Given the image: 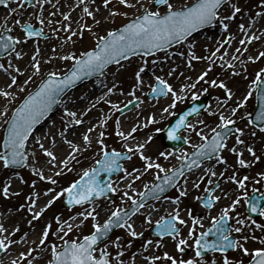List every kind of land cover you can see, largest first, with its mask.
Segmentation results:
<instances>
[{
  "label": "snow or ice",
  "instance_id": "obj_1",
  "mask_svg": "<svg viewBox=\"0 0 264 264\" xmlns=\"http://www.w3.org/2000/svg\"><path fill=\"white\" fill-rule=\"evenodd\" d=\"M12 3H15L16 6L11 7ZM47 3H50V0H0V6L9 9V16L5 17L4 23L0 25V60H3L0 62V71L10 77V82L6 84V87L0 88V96L5 98L14 96L15 93L7 89L19 85L18 75L23 74L28 68H31L32 74L27 76L23 85H20V91H24V86L43 71V61L40 58L41 49L38 46L24 69L15 65L14 61L22 59L26 55L21 47L24 43L32 38H47L43 27L46 20L43 13ZM100 3L105 10H108V15L103 18L105 20L117 15H128L127 12L113 7L112 0H100ZM119 4L125 8H139V13L122 26L110 28L105 35H98V42L90 49L79 53L69 51L66 55L57 53L53 58L72 61L68 69L64 72L48 71L45 73L40 83L22 99L18 106L12 109L10 115H7L6 126L2 134L3 150L0 151V164L4 169L13 166L30 167L40 180L49 181L52 185L58 183L55 177L74 170L77 156L92 147L93 133H98L99 137L95 139V143L99 145V158L94 159L90 167L83 169L77 179L56 191L51 199L42 206L39 205L38 196L36 198L29 197L30 203L27 210L32 213V217L28 221L29 224L41 219L44 212L58 198L66 197L69 206H80L83 209L75 215L69 216L68 219H64L60 215L54 217L57 225L55 235L61 243L50 242L49 238L53 235V223L46 222L39 234L37 247L20 250L18 259L12 260L11 264H21V262L36 264L32 255L37 250L41 255L50 253L44 264H117V262L124 264V260L121 258L124 254L121 247L122 238L116 236L113 239L111 233L114 228H124L130 237H144L143 230L137 231L136 218L138 216L143 217L144 224L154 225L157 237L154 239L145 238L141 244V251L148 252V249L153 245L159 249L163 246L164 238L167 237L174 242L176 252L179 254L174 255L168 251H164L162 256L149 254L145 256V264H156L161 259L170 262V264H264V235L258 236L255 232L258 229L260 233L264 234V222L247 214L255 213L257 217L264 218V192L254 187L250 194L246 188L251 177L237 175V166L250 168L262 159L257 154L254 144L245 139V133L247 132L248 137L252 140L257 137V132L264 133V67H260L254 73V78L251 79L246 92L240 98L235 97V93L224 80L212 79L208 81L207 71L201 72L195 78L194 83L191 82V78H188L189 82L181 84L179 88H176L168 79L176 73V67H172L163 75L155 74L156 65L162 64L163 61H170L171 56L176 55V53L169 52L173 45L182 47L187 45L186 52L178 53L181 57H188L187 67L193 68L194 60L207 59L209 61L208 70H211L215 61L219 60L223 70L231 72L233 76H239L247 71L246 62L255 63L264 59V51H259L256 55H247L246 61L242 60L239 55L242 49L244 53H247L249 50L247 46L253 41L264 39V27L261 28L262 35H248L247 29L253 25L239 23L238 28L244 34V38L238 41L241 47L236 48L234 53L224 51L221 54V50L235 39L228 30L230 22L236 20L238 14H243V10L238 6L239 0H192L190 4L182 7H177L173 0H151V3L147 5L140 3L139 0H119ZM96 5L97 0H78L75 6H69L68 12L62 11L60 15L64 21H69L73 7H79L83 16L92 18L94 24L98 26L101 21L96 19L95 14L100 11V8ZM29 12L32 13L35 21H38L40 27H34L32 22L24 19ZM56 14L55 11L49 12L48 17H55ZM9 17H11V27L8 26ZM248 18L254 21L264 20V0H257L255 12L250 13ZM47 22L48 25L53 22L59 24V28L50 30L56 36H59L61 31L66 33L62 37L65 42H71L72 38L77 35L82 37L84 29L93 30V25L83 23L76 31H73L71 23L53 19H48ZM217 25L228 32V35L217 43V47L211 50L207 57L197 55L194 51L195 43L191 37L199 29ZM14 30H19L23 35H13ZM55 51L53 48V52ZM161 52L165 53L162 57L158 55ZM140 54L143 57H156L151 61L154 67L150 71V75L154 82L149 85V98L171 97V103L161 109V119L164 118L163 114L172 115L170 109H174L177 103L182 102L189 93L194 101L197 100L199 93L192 89H195L200 82L210 84L212 87L218 86L224 90L223 97H215L214 108L211 104H193L186 111L181 112L174 123L163 129L167 132L169 141H182V144L191 146V152L187 149L177 148L179 155H176L173 151L162 150L158 152L155 160L152 156L145 154L144 149L148 143L153 141L154 136L149 134L143 141H139L135 134L141 127L147 128L149 125L157 123L155 115L147 116L142 125L136 124L129 130H124L121 119L116 118L115 134L124 142V150H117L115 147L109 149L103 139L109 135L106 127L110 119L109 116L104 115L103 111L101 112L103 118L97 119L95 123H90V126L86 127L81 134L82 144L68 137L67 133L74 126L84 125L83 117L101 101L110 105L108 109L110 113L120 111L117 102L110 99L111 94L117 90L116 83L114 82L111 87H108L105 81L99 78H107L109 66L116 65L118 68H123L122 62H127L129 58ZM229 56L231 59H226ZM237 61L240 65L239 71H237ZM47 62L51 63V60ZM148 70V61L142 60L141 66L135 72L132 96L137 106L144 103V100L136 95V90H143V74ZM159 71L164 72V69L161 67ZM181 75L183 74L181 73ZM89 77H96L94 83L101 86V94L96 98V104L81 110L64 106L62 109L64 115V120L61 122L62 130L53 133L50 128L48 133L35 136L34 129L52 112L53 106L63 104V98L68 91L78 81ZM113 79L115 80L114 74ZM202 91L207 92L208 87L203 88ZM253 96L259 101V109L255 112L254 118H251L250 113L245 112L244 116L248 119L245 126L240 127L237 120L240 119L241 123L244 121L243 118L238 117V112L244 109L245 104ZM132 103L133 100H128L123 107L127 108V105ZM201 110L206 111L209 116H217L218 122L213 125H209L204 119H197L194 123L190 122L189 117L193 114L198 116ZM7 111L6 107L3 112H0V117H4ZM138 115H142V113ZM54 125L55 122H53ZM204 129H207L208 133ZM161 131V128L155 129L157 133ZM182 132L194 133L200 142L192 143L191 136L182 135ZM30 139L35 143V147L31 151L28 148ZM44 141L49 142L47 146ZM132 141H136V143L132 144ZM230 141H233L231 145H229ZM63 145H67L69 151L66 156L61 158L56 149ZM38 152L43 153L46 157L45 164L52 166V175H45V165L40 163ZM225 152L234 154L235 157V163L230 165L234 169L231 174H228L227 167L224 171H217L219 166H229ZM245 154L250 155L253 158L252 161L246 159ZM137 155L144 162L142 172L136 167L129 170L122 163V161L131 160L133 156ZM173 156L178 161L176 165L168 167L160 162V158L168 161ZM31 161H35V163H31ZM70 164L73 165L72 168H69ZM151 170H155L153 180L144 183L142 191L136 189L135 182ZM121 172L123 175L119 176V182H125L123 190L118 183H113L111 179V174ZM197 172L200 173L199 176H195ZM101 173L108 174V178L105 179ZM14 175L20 176L18 172ZM256 175L260 179L253 182L264 184V171L258 172ZM194 176L195 178H193ZM222 180L234 184L240 190V194L232 198L230 190L222 187ZM12 183L13 178L8 177L5 182L0 184V191L5 197L12 195L10 192ZM32 185H36L35 180L32 181ZM169 189H175L178 195L170 197L167 195ZM53 191V188H47L43 194L48 195ZM121 191V203L117 204L115 200H112L107 218L101 223L99 220L100 211H98L101 206L97 201L100 198H107L110 193H121ZM190 191L198 193L193 196V199L206 210L215 208L222 198L230 200V204L220 209L219 215L210 216L211 224L204 231L198 232L197 229L203 227L202 222L206 217L194 214L192 208L181 206V199L187 197ZM126 200L131 202L128 207L124 206ZM242 200L245 204L244 212L238 210ZM161 201L174 207L166 210L165 214L159 216L158 219H153L154 215L160 211L156 202ZM21 207L24 206L21 205ZM232 213L235 215L233 216ZM89 218L92 220V230L88 234L81 233L82 238H69V233L81 229ZM184 228L187 229L186 236ZM18 233V227L9 231L5 224L0 223V252H10L14 246L22 242L27 243V233L19 240L16 238ZM249 242L253 243L252 247L248 246ZM256 242H259L260 246H255ZM127 243L131 245V240H128ZM189 248L194 253L191 256L187 254ZM113 251L116 257L115 261L113 260ZM230 251L241 253L242 256L247 257V260L229 256ZM209 252L220 255H214L209 260L207 258ZM0 264H4L3 260H0ZM133 264H135L134 259Z\"/></svg>",
  "mask_w": 264,
  "mask_h": 264
},
{
  "label": "rangeland",
  "instance_id": "obj_2",
  "mask_svg": "<svg viewBox=\"0 0 264 264\" xmlns=\"http://www.w3.org/2000/svg\"><path fill=\"white\" fill-rule=\"evenodd\" d=\"M139 2L147 5V4L151 3V0H139ZM191 2H192V0H185L178 7H182L183 5H188ZM256 4H257V0H239L238 6L241 7V9L243 10V14H238L237 19L230 22V28L228 30V32H230L235 37L233 42L235 40L244 38V34L238 28L239 23L252 24L254 26L258 22H261L262 25L259 27L257 33H258V36L262 35L261 28L264 27V20L254 21V20H250L248 18L250 13L255 12ZM10 6L15 7L16 5H15V3H12ZM96 6L100 8V12H107L108 13V10H105L102 7L100 0H97ZM112 6L119 9L122 12L128 13L129 10L130 11L134 10V11H132L131 15H129V14L127 16L117 15L114 18L108 19L107 21L112 22L111 27L109 26L105 29H101L99 32V35H105L106 32L110 28L122 26L124 23L128 22V20L132 19L134 15L139 13V8H137V9L125 8L124 6L119 4V0H112ZM0 11L3 12V14H2L3 19L0 20V25H2L4 23L5 17L9 16V9H8V7H6V9H2ZM79 13H80L79 25L81 23L90 25L88 17L83 16V14L80 10H79ZM29 14H30L29 15L30 18L27 20L29 22H32L34 24V27H40V25L38 24V21H35L34 17H32V13L29 12ZM10 19H11V17H9V25H8L9 27H11ZM47 21L48 20L45 21V25L43 26L44 31L47 34V38L46 39L29 40V41L35 43V46H33L30 54L33 55L35 53V48L38 46L41 49L40 54L42 53L46 56H49V59H50V55H51L52 56V62H58L59 59L53 58V57L56 56L57 53H59L60 55H66L69 51H73V45H74L75 40L77 39V37L79 35L74 36L72 38L71 42H65L62 39V37H64L66 35V33L61 31L59 36H56L50 30L51 28H59V24L52 23L51 25H48ZM251 28L247 29V32ZM87 30L88 29L83 30V36L87 35V32H86ZM228 32H225L221 27H219L217 25V26H211L210 28L198 33L197 35H195L191 38V40L195 43L194 51L199 56L207 57L210 54V51L217 47V43L219 41H221L224 36L228 35ZM12 34L13 35H23V33L20 32L19 30H14ZM52 35L54 38H51ZM263 41H264V39H261L258 41H253L250 45L247 46L249 49L247 53H249V55H256V53H254V48L257 45L260 46ZM96 42H98L97 38L91 44H87L86 47H84L79 52H82L86 49H90V48L94 47ZM44 44H46V45H44ZM64 45H65V48H64ZM263 45H262V48H260L258 50V52L264 51ZM53 48H55V50H56L55 52H53ZM227 48H228V45L225 46V49L221 50V54ZM186 49H187V45H184L183 47L180 45H176L175 47L169 49V52L176 53V55L171 56L170 61H163L162 64L156 65L155 66V74L163 75L165 72L171 70L172 67H176L177 68L176 73L172 77H169L168 79H169V82L172 83L176 88H179L181 84L189 82L188 78H191V82L194 83L195 78L198 75H200L201 72L207 71V73H209V74H212V73L215 74V72H216V76L214 78L207 76V80L211 81V79H219V74L221 73V71L222 72L225 71L220 67V61L219 60H216V62L214 63V66L212 67L211 70H208L209 61L207 59L194 60L192 62L194 67L193 68L187 67L188 57L187 56L181 57L178 54L179 52H186ZM247 53H243L240 56L242 60L246 61ZM158 55L162 57L163 55H165V53L162 52V53H159ZM4 59H6V58H4ZM154 59H156L155 56H151L149 58H144L143 56L133 57V58L129 59L127 62H123V64H124L123 68H118L117 66H114V67L108 69L107 71L109 74L107 75L106 79H105V77L99 78L101 80H104L108 87H111L114 82L116 83L117 90L114 91L113 94H111V96H115V98L112 101L117 102V107L122 108L123 105L127 104L128 100H135L134 97L132 96V91H133V88L135 85V72L141 66L142 60L148 61V69L149 70L146 71L145 74H143V79H144L143 90L142 91L136 90V95L140 96L144 100V103L142 105L137 106L136 108H134L133 110H131L130 112H128L127 114H125L123 116H119L118 113H110L108 111L110 105H108L102 101L99 104H96V107L92 108V110L85 117H83L84 122H86V120L89 117L96 116L100 111H103L105 115L110 117V119L107 122V127H106V131L109 133V135H106L103 138L109 149H111L112 147H115L117 150H124V148H123L124 142L121 141L120 138L115 134V120H116V118L119 117L121 119L122 117H124L128 114L129 115L137 114V112H139L141 110V108L144 106L146 108H149V111L146 114L144 113L143 115L139 116V118H137L135 121L131 122L130 128L136 124L142 125L145 122V118L147 116L156 114L155 117H156L157 123L151 124L147 128L141 127L140 130L135 135L139 136V139L140 138L145 139L149 134H152L154 136L153 141L148 143L146 148L144 149L145 153L148 151V146L152 145L156 142L159 143L162 150L171 151L170 149H168L164 145V143L162 141V137H161V132L157 133V132H155V129L161 128L163 130L164 127L170 122V120L179 111H181L184 107L189 105L194 100L192 99L191 94L189 93L187 95V97L182 102L177 103V105L174 109H170V112L172 113V115L163 114L164 118L161 119V115H162L161 109L163 107L168 106L171 103V97L169 96L165 99L152 100V101H148L145 98L146 94L149 93V85L154 82L152 79V76L150 75V71L153 70V67H154L152 65L151 61ZM0 62H3V60H0ZM71 63H72V61H69L67 66L65 67V69H63L61 72L66 71ZM238 63H239V61H238ZM49 64L43 69V71L40 73V75L34 76V78H33L34 81L32 80L27 86L24 87L25 90L22 91V94L19 95V97L17 96L15 98H11V97L5 98L2 96L0 98V99H2V102H0V112H3L6 107L8 110L7 114L4 117H0V151H1L2 134L4 131V127L6 126L5 120L7 119V115H10L12 109L15 108L19 104V102L40 83V80L45 75V73H47L48 71H54L53 68H50ZM161 67L164 69V72L159 71V69ZM260 67H264V59H261V60L257 61L256 63L247 66V71H248V73H250V81H251V79L254 78V73ZM228 72H223L224 77L228 76ZM181 73L183 75H181ZM113 74L115 75V80L113 79ZM122 78H123L122 83H119L118 81ZM96 79L97 78L92 79L90 82L85 83L83 86H81L80 88H78L76 90V94H78L79 99H81L80 101H82L83 99H86L87 96L89 95V93H91V91L93 89H96V91L101 90V86L99 84L94 83ZM227 79L228 78L221 79V80L225 81ZM205 87H208V84L205 82H200L197 84V87L195 89H192V91L198 92L199 93L198 99H204L206 101L207 105L211 104L212 107L214 108L215 107V97H217V96L223 97L224 95L219 94V90L221 89L219 87H217L215 90H214V88L212 89L210 87V88H208L207 92H203L202 89ZM104 90L106 91V89H104ZM71 92H73V91H71ZM71 92H69V93H71ZM63 99H64V103H65V101H67V103L70 102V99L68 97L67 98L64 97ZM67 103H65V104H67ZM58 108H59V106H58ZM60 109H62L61 106H60ZM254 110H255V96L250 98L249 101L245 104L244 109L238 112V117L243 118V121L246 124L248 117H245L244 113L248 112V113L252 114L254 112ZM92 112L95 114H92ZM197 119H204L208 122L209 125H213L215 122H218L217 116H214V115L209 116V115H207L206 111H202L197 117H194L193 119H191L190 122L194 123ZM62 120H64V115H63L62 111L59 110L58 119H57V122L55 123L54 128H53L54 133L62 130V128H61ZM58 121H61V122L58 124ZM46 124H47V122H46ZM237 124H238V126L242 127V123H241L240 119L237 120ZM52 125H53V123H52ZM204 131L206 133H208L207 129H204ZM182 135L191 136L192 143H199L200 142L199 138L197 136H195L194 133L184 132ZM94 143H95V140H93V144H92L91 148L84 151L82 155L77 156V161L74 163V170L73 171H67V172H64L63 175H61L59 177H55L58 180V183L56 185H52L49 181L41 182V183H38L37 189L34 193L29 192L28 188H29V185L31 183L32 178H30L28 176L27 171L30 167H24L22 170L4 169L2 164H1L2 171L0 172V184H2L3 182L6 181L7 175L15 174L18 172L20 174L19 186L24 189V193L21 196L17 197L16 200L26 201L29 199V197H33L35 193H38L39 195H41V199L46 200V198L49 194L48 195L43 194L45 189L53 188V190H54L53 194H55L56 191H59L62 187L67 186V184L71 183L74 179H77L79 174H81L83 169L88 168L93 164L94 159L99 158V151H98L99 145L94 144ZM249 143H252V142L249 141ZM183 149H187V151H189V152L192 151V148L190 145H186V147ZM256 151H257V154L260 155L262 157V159H264V148L263 147L256 148ZM63 154H65V152H63ZM37 155L39 157L40 163L45 165L46 157L44 156V154L41 152H38ZM176 155H179V152H177ZM151 156H152L153 160H155L157 158V155H155V156L151 155ZM227 157H228V165H229L228 167H230V165H232L231 160H230L231 157L230 156H227ZM172 159H174L176 161L175 164H173ZM252 159L253 158L251 157V161H252ZM160 162L163 164H166L168 167H171L172 165H176L178 163L175 156L170 157L168 161H165V160H163V158H160ZM31 163H35V161H31ZM123 164L129 170L132 167H136V168L140 169L141 172L143 171L144 162L140 160L138 155L133 156L131 160L123 162ZM72 167H73V165L70 164L69 168H72ZM237 167H238L237 175L239 177H243L245 175H248L251 177V179L247 182V188H246V190L250 194H252V189L254 187L259 189V191L263 192L262 191L263 184H255L253 181L260 179L256 175V173L264 171V165H262V168L261 167L259 168V166L255 163L250 168H240L239 166H237ZM50 170H53L52 166H50ZM233 171H234V169H233ZM154 173H155V170H151L147 174H144L139 181H136L135 182L136 189L142 191L143 190V184L152 181ZM48 175H52V173H50ZM120 175H123V173L121 172ZM199 175H200L199 172H197L195 174V176H199ZM119 176L114 177L112 179L113 183H118V185L125 184V182H119ZM195 176L193 178H195ZM224 182H225V180L221 181L222 184H224ZM59 183H62L63 185L60 188H56ZM189 188H191V185H189ZM227 190H229V189H227ZM232 190L234 191L233 192L234 196L232 198H235L236 195L240 194L239 189L235 188ZM1 192L2 191H0V193ZM196 194H198V193L191 191V196L189 199L194 203L195 208H196V212L198 213V215H203L206 217L205 220L203 221V222H205V225L202 228L198 227V229H197V231L199 232V231L206 230L211 224L210 216L219 215L220 209L222 207H224L225 205L230 204V201L228 203L217 204L218 206L217 205L216 206L218 207V209L213 208L211 210H206L193 199V196ZM133 195H135V193H133ZM167 195H169L170 197H173V196L178 195V192L175 189H173ZM50 196H52L51 193H50ZM111 196H112V200H115V202L117 204L121 203L122 193H111ZM62 199L63 198H58L53 203V205H51L44 212L43 217L41 219L33 221L32 224L28 223V221L32 217V213H30L27 209L23 212V216L21 218L24 219L25 221H27V223H28V227H27V233L28 234L31 233L34 230V228H36L38 225L40 226V228L39 229L36 228V230L38 229V231H37L35 237L34 236L32 238L26 237V239H27L26 244L22 242L19 245L14 246L12 251L4 252L0 256V260H3L4 264H11L12 260L18 259L20 250H24V249L30 248V247L31 248L37 247L39 234H40L42 228L44 227L43 225H41V222L43 220H45L48 216H50L49 222L53 223V235L50 236L49 240H50V242L55 241L57 244L61 243L60 240L55 235L57 225L54 221V217L57 215H60L64 219H68L69 216L75 215V213L83 210L81 207L73 208L71 210L63 209L61 207ZM183 199H184V197L181 199V203L183 202ZM112 200H98L97 201V203L101 206L100 208H98V211H100L99 220L101 223L103 222L104 219L107 218L108 209H110L112 206L111 205ZM130 203H131L130 201L126 200L124 203V206L128 207V205ZM156 204H157V207L160 208V211L158 213H156L154 216H158V217L165 214L167 207H174L173 205H169L168 203H165L162 201L156 202ZM85 207H87V206H85ZM238 210L241 212L245 211V204H244L243 200L241 201V204L238 206ZM232 215L234 216L235 213H232ZM137 218H138V220H136V224H137L138 231L143 230L145 233L144 237H139V238L130 237L127 233V230L124 228H119L112 235L113 239H115L116 236H120L122 238V246L121 247H122V251L124 254L121 258L124 260V264H128L131 262L130 260L132 258V256H131L132 250H136L137 252L142 253L141 252V244L143 243V240L145 238L154 239V237H151L149 235V232L154 225L148 226L147 224L143 223V217L138 216ZM257 219L264 222V218L258 217ZM0 223H2L1 220H0ZM91 225H92V220H91V218H89V220L85 222L84 226L81 229L74 230L72 233H69V238H71V239L82 238L81 233L88 234L92 230ZM5 226L8 227L9 230H11L13 228H17L18 223H15V221H12V222L5 223ZM183 231H184V234L186 236L187 229L184 228ZM255 231L259 233V236L264 235V234L260 233V231L258 229ZM33 235H35V234H33ZM21 237H24V236H21L20 234H17V236H16V238L18 240ZM128 240H131V245H129L127 243ZM34 241L37 243L34 244L33 243ZM189 243L191 244V241H189ZM153 246H155V245H153ZM153 246L151 248H149L148 252L142 253L144 259H145V256L151 254L150 249H152ZM255 246H257V245H255ZM258 246H260V245H258ZM164 251H168L174 255H179L176 252V249L174 247V242L170 238H167V237L164 238L163 246H161L159 249L156 248V251L154 252V254L162 256V253ZM187 254H188V256L193 255L194 254L193 250L191 248L187 249ZM112 255H113V260L115 261L116 257H115L114 251H113ZM214 255L219 256L220 254L219 253L209 254V255H207V258L210 260V258L213 257ZM228 255L229 256H237V257H239L245 261L247 260V257L242 256L241 253H239V252H233L232 251V252L228 253ZM48 256H50V253H45V254L41 255L39 253V251L37 250V251L33 252L32 259L34 261H36V264H44V262L48 258ZM21 264H23V262H21ZM117 264H118V262H117ZM157 264H170V262H167V261L161 259Z\"/></svg>",
  "mask_w": 264,
  "mask_h": 264
},
{
  "label": "bare ground",
  "instance_id": "obj_3",
  "mask_svg": "<svg viewBox=\"0 0 264 264\" xmlns=\"http://www.w3.org/2000/svg\"><path fill=\"white\" fill-rule=\"evenodd\" d=\"M183 1H185V0H173V2L176 4L177 7L179 5H181V3ZM77 2H78V0H59V2H58V0H50V3L45 4V11H44L43 15L46 18V20L53 19L54 21H61L63 23H71L72 24V30L76 31L77 28L79 27V22H80V13H79L80 9H79V7H73V10L70 13L71 19L69 21H64L63 17L60 15V13L62 11L63 12H68L69 11V6L70 5L75 6L77 4ZM52 11H55L57 14L55 15V17H48V13L52 12ZM132 11H134V10H131V11L129 10L128 14L131 15ZM2 14H3V12L0 11V20L3 19ZM29 15L30 14L28 13V15H26L24 17V19L25 20L29 19L30 18ZM95 15H96V19L100 20L101 23L97 26V25L94 24L93 19L88 17L90 25H93V30L92 31L87 30L86 31L87 35L82 36V37L81 36L77 37V39L75 40V43L73 45V51L72 52L78 53L84 47H86L87 44H91L97 38V36L99 35V32H100L101 29H105V28H107L109 26L111 27V25H112L111 23L112 22L107 21L108 19L107 20L103 19L105 16L108 15L107 12H100L99 11ZM53 23H55V22H53ZM261 25H262L261 22H258L257 24H255L248 31V35H256V36H258L257 32H258V29H259V27ZM51 38H54L53 35H52ZM239 40L240 39L235 40L234 42L229 44L228 48L225 51H229L230 53H234L236 48L241 47L239 45V43H238ZM263 44H264V41L261 43L260 46L259 45L255 46L254 53L257 54L258 50L260 48H262ZM44 45H46V44H44ZM33 46H35V43H33L31 41H28L27 43H24L21 47L23 49V52L26 53V55H24L22 59L15 60L14 64L15 65H19V67L21 69H24L29 64V61H30V59L32 57V54H30V53H31V50H32ZM64 48H65V45H64ZM243 52L244 51L242 49L241 53H239V55H241ZM230 57L231 56L226 57V59H229ZM40 58L43 61L42 69H44L49 64L47 61L51 60V63L49 64L50 68H53L54 71H58V72H61L63 69H65V67L67 66V64L69 62V61H64V60H60V59H59L58 62H52V56L51 55H50V59H49V56H46V55H44L42 53L40 54ZM251 64H254V63L246 62L245 67L247 68V66L251 65ZM239 70H240V65L237 67V71H239ZM31 74H32V70H31V68H28L27 71L23 72V74L18 75L19 85L13 86V88H11V89H7L8 91L15 93L14 96H9V97L15 98L17 96L19 97V95L22 94V91H20V85H23L24 80L27 78L28 75H31ZM207 76H209L211 78H214L216 76V72H215V74L214 73H212V74L207 73ZM221 77L222 76H221V73H220L219 74V80L221 79ZM122 80H123V78L120 79L118 82L122 83ZM9 82H10V77L7 76L3 71H0V88H5L6 84L9 83ZM225 82L228 85V87L231 88L232 91L235 93V97L236 98H240L242 96V94H244L246 92V89H247L248 85L250 84V73H248V71H246V72H243L239 76H231V78L225 80ZM27 85H25V86H27ZM210 87L212 89L214 88V90H215L218 86L217 87H212L210 84H208V88H210ZM100 94H101V90L100 91H96V89H93L91 91V93H89V95L87 96L86 99H83L82 101H80L81 99H79V96H78V94H76V91L68 93V95L65 96V97L66 98L68 97L70 99V102L67 103V101H65V103H67V104L64 103L62 105H59V108H57V111H55L53 116L49 117L47 119V124L45 123V125L42 126L40 129L35 130L34 131V135L35 136H40L42 133L46 134V133L49 132L50 128H51V131L53 132L54 126L52 125V123L53 122H55V123L57 122L59 110L62 111L64 106H67L69 108H73V109H76V110L90 108L91 105L96 104V98H98L100 96ZM219 94L220 95H225L224 90L220 89L219 90ZM1 97L2 96H0V98ZM110 97H111L110 98L111 100H113L115 98V96H110ZM0 102H2V99H0ZM60 106L62 107V109H60ZM148 111H149V108H146V107L143 106L141 108V110L139 112H137V114H133V115H129L128 114V115L122 117L121 118L122 128L125 129V130H129L130 129V123L135 121L137 118H139V116H141V115H138V114L142 113V115H143L144 113L146 114ZM101 112L102 111H100L96 116L89 117L86 120V122H84L83 126H74L72 128V130L69 133H67L68 137L70 139H74L78 143L82 144L83 142L80 139L81 134L85 131L86 127L90 126V123H95L97 119H102L103 118V116L101 115ZM62 113H63V111H62ZM92 114H95V113L92 112ZM60 122L61 121H58V124ZM244 126H245V123L243 122L242 123V127H244ZM58 132H60V131H57L55 133H58ZM73 133H75V135H73ZM93 137H94L93 140L97 139L98 138V133H93ZM262 138H264V133L257 132V137L255 138V140L250 139L248 137V135H247V132L245 133V139H247L248 142L249 141L252 142L254 144L255 148H260V147L264 148V139H262ZM143 140H144L143 138L139 139V141H143ZM44 142L46 143V146L49 143L48 141H44ZM232 142L233 141H230L229 145H231ZM131 143L135 144L133 142H131ZM94 144H96V143H94ZM33 147H35L34 140L30 139L29 144H28L29 151H31ZM56 151H57L58 155L61 158H63L64 156L67 155L69 149H68L67 145H63L62 147H57ZM159 151H162V148L159 145V143L156 142V143L148 146V151L145 154L150 155V156L151 155L155 156V155L158 154ZM63 152H65V154H63ZM225 155L231 157L230 160H231L232 164L235 163L234 154L226 152ZM245 158L248 159L249 161H251V156L250 155L245 154ZM172 161H173V164L176 163V161L174 159H172ZM255 164H257L259 166V168L260 167L262 168V165H264V159H261L260 161L256 162ZM50 166L51 165H46L45 164V166H44L45 175H48L50 173L53 174V170H50ZM225 167H227L228 174H231L233 172V169L231 167H228V166H225ZM225 167L223 165L219 166L217 168V171H224ZM1 171H2V167H1V164H0V172ZM27 174H28V176L30 178H32V180L30 179L31 183L29 185L28 190H29V192H33L34 193L36 191V189H37L38 183L45 182L46 180H40L31 171V168L28 169ZM8 177H12L13 178V183H12V186L10 188V192L12 193V195H10L8 197H5L2 192L0 193V217H1L0 220H1V222L3 224L15 221V223H18V226H17L19 228V233L18 234H20L21 236H25V234L27 233L28 223H27V221H25L21 217L23 216V212L26 209H28V205L30 203V200L29 199L26 200V201H24V200H22V201L21 200H16L17 197L21 196L24 193V189L19 186V177H16L14 174L7 175V178ZM33 180L36 181V185L35 186L32 185V181ZM62 185H63L62 183H59L56 188H60ZM124 185L125 184L119 185V187L123 190L124 189ZM222 187H224L226 190L229 189L231 196L232 197L234 196V193H233L234 191L232 190V189L236 188V186L234 184H231L229 181L225 180L224 184H222ZM53 193H51V194L54 195ZM121 193H122V191H121ZM37 196H38V199H39V205L40 206L45 204L47 202V200L51 199L50 194L47 196L46 200L41 199V195H39L38 193H35L32 198H36ZM190 196H191V191H190V193H189V195L187 197H184L183 202L181 203V206L183 208H192L193 211H194V214L198 215V213L196 212V208H195L194 203L189 199ZM229 201L230 200L227 199V198H222L221 201L218 204L228 203ZM21 205H23L24 207H21ZM217 206L215 207L216 209H218ZM170 208L171 207H167V210H169ZM49 218H50V216H48L45 220H43L41 222V225L44 226L46 222H49ZM158 218H159L158 216H154L153 217V219H158ZM136 220H138V218ZM202 223H203V226H204L205 222H202ZM36 228L39 229L40 226L38 225ZM36 228H34V230L31 232L32 234L31 233H29V234L27 233V237L28 238H32L33 236L34 237L36 236V233L38 231V229L36 230ZM11 230H9V231H11ZM137 231H138V228H137ZM33 234H35V235H33ZM256 235L259 236V233L256 232ZM255 245L258 246L259 243L256 242ZM248 246L252 247L253 243L249 242ZM155 251H156V247L153 246V248L150 249V252H151V254H154ZM141 252L143 253V251H141ZM142 253L137 252L136 250H132V252H131L132 258L130 260L131 261L130 263L133 264V259H134L135 264H145V259H144L143 255H142ZM133 254H135V255L133 256ZM158 262L159 261H157L156 264Z\"/></svg>",
  "mask_w": 264,
  "mask_h": 264
},
{
  "label": "water",
  "instance_id": "obj_4",
  "mask_svg": "<svg viewBox=\"0 0 264 264\" xmlns=\"http://www.w3.org/2000/svg\"><path fill=\"white\" fill-rule=\"evenodd\" d=\"M2 8H5V6H0V9H2ZM210 26H206L205 28H203V29H199V30H197V32L196 33H194L193 35H195V34H197V33H199L200 31H202V30H205V29H207V28H209ZM32 39H35V38H32ZM173 46H175V45H173ZM172 46V47H173ZM140 55H142V54H140ZM111 66H114V65H111ZM111 66H109V67H111ZM94 77H89V78H87V79H82V80H80V81H78L70 90H75V89H77V88H79L80 86H82L84 83H86V82H88V81H90V80H92ZM69 90V91H70ZM68 91V92H69ZM146 98L148 99V100H152L151 98H149V95H147L146 96ZM158 99H160V98H158ZM193 104H203V105H205V101L204 100H198V101H196V102H193L191 105H189L187 108H189V107H191ZM137 105H136V102L135 101H133V103L132 104H128L127 105V108H121L120 109V111H119V114L121 115V114H124V113H126V112H128V111H130L131 109H133L134 107H136ZM57 107V105H54L53 106V110H52V112H50L49 114H48V116L44 119V120H42L41 122H40V124L42 123V122H44V121H46L49 117H51L52 115H53V113H54V109ZM187 108L186 109H184L183 111H186L187 110ZM258 109H259V101L256 99V110H255V112L256 111H258ZM182 111V112H183ZM202 111V110H201ZM255 112H254V114L251 116V118H254V116H255ZM181 113V112H180ZM179 113V114H180ZM179 114H177L173 119H172V121L168 124V126H170L171 125V123H174V121H175V119H177V118H179ZM194 116H196V114H193V115H191L190 117H189V119L190 118H192V117H194ZM39 124V125H40ZM39 125H37L36 126V129L39 127ZM168 126H166V127H168ZM36 129H34V131L36 130ZM162 138H163V141H164V143H165V145L168 147V148H170V149H172L174 152H178L177 151V148H183L185 145L184 144H182V141H169L168 139H167V132L166 131H162ZM3 150V149H2ZM125 161V160H124ZM24 166H13V167H11V168H14V169H21V168H23ZM120 173H113V174H111V178L112 177H114V176H117V175H119ZM101 176H104L105 177V179H107L108 178V174H106V173H101ZM172 189H169L168 191H167V193L169 192V191H171ZM111 194V193H110ZM110 194H109V196L107 197V199H111V197H110ZM100 199H103V198H100ZM62 207L63 208H65V209H70V208H73L72 206H69L68 204H67V198L66 197H64V199H63V202H62ZM76 207H78V206H76ZM248 215H251L253 218H257V215L255 214V213H247ZM117 228H114L113 229V232L116 230ZM112 232V233H113ZM111 233V234H112ZM150 235L151 236H156V233H155V230H154V228L151 230V232H150ZM3 252H0V255L2 254ZM209 253H211V252H209ZM208 253V254H209Z\"/></svg>",
  "mask_w": 264,
  "mask_h": 264
}]
</instances>
